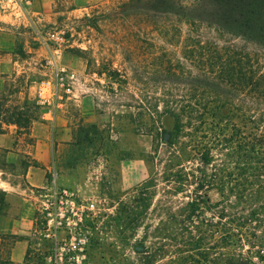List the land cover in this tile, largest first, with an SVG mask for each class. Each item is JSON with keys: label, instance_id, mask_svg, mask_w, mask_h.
Returning <instances> with one entry per match:
<instances>
[{"label": "rangeland", "instance_id": "374dc122", "mask_svg": "<svg viewBox=\"0 0 264 264\" xmlns=\"http://www.w3.org/2000/svg\"><path fill=\"white\" fill-rule=\"evenodd\" d=\"M29 1L36 31L0 4V32L16 36L15 52L25 56V43L40 51L32 75L8 82L0 97L3 120L18 114L31 120L16 128L14 154L0 148V264H141L139 240L171 209L180 210L194 189L178 192L179 182L167 180L164 138L174 127L167 109L188 112L190 105L196 118L201 105L227 101L241 130L264 133V97L218 86L222 71L234 68L260 76L264 87V47L209 22L215 0H54L48 11ZM57 29L66 40L57 60L74 78L71 93L59 92L56 116L54 103L17 91L26 79L36 85L50 79L40 36ZM180 141L194 146L188 137ZM197 163L181 160L173 172ZM33 167L40 183L30 186ZM8 192L14 194L9 201ZM139 194L152 202L134 232ZM207 197L212 203L218 194L212 188ZM48 211L59 213L57 223L54 214L48 224ZM10 226L19 233L8 232Z\"/></svg>", "mask_w": 264, "mask_h": 264}, {"label": "trees", "instance_id": "16d2710c", "mask_svg": "<svg viewBox=\"0 0 264 264\" xmlns=\"http://www.w3.org/2000/svg\"><path fill=\"white\" fill-rule=\"evenodd\" d=\"M212 6L206 13L211 16L209 22L264 47V0H215ZM180 15L190 18L189 13ZM221 74L218 86H238L264 97V87L258 82L260 76L256 78L251 72L247 76L234 68ZM185 108L188 112L178 107L166 111L174 120L168 139L164 138L170 163L166 177L179 182L178 192L185 191L186 186L194 189L180 210L171 209L152 231L144 233L138 243L141 250L135 248V253L141 256L139 261L264 264V133L248 134L241 130L233 121L234 105L227 101L201 105L194 109L198 113L196 118L191 117L190 105ZM248 119L256 126L259 124L254 116ZM3 121L22 130L31 120L18 114ZM1 126L0 123V132ZM182 136L188 137L194 146L180 141ZM181 160L198 161L196 169L174 173V166H180ZM212 188L218 199L210 203L207 193ZM142 195L134 198V232L143 226L152 202V196L142 198ZM144 242H149L152 250H147Z\"/></svg>", "mask_w": 264, "mask_h": 264}, {"label": "crops", "instance_id": "0c3cea01", "mask_svg": "<svg viewBox=\"0 0 264 264\" xmlns=\"http://www.w3.org/2000/svg\"><path fill=\"white\" fill-rule=\"evenodd\" d=\"M53 2L54 0H32L34 9L44 11L50 10ZM6 35L8 36V38L5 39L3 37L5 36V33L0 32V97L3 96L4 93H6L8 82L16 81V79H18L21 74H24V72H26V74H28L29 76L32 75L29 71L36 68L32 63L34 59H36L37 54L40 52L38 49H35L25 43V46L23 48L25 51V56L20 57L14 49L16 44V36L10 33H6ZM13 86L16 87V85ZM36 86L37 85L35 84V82H31V79L30 82L29 79H26L24 88H21L23 90H18L17 93L24 94V96L29 100H35V98L37 97ZM59 106L60 104L57 101L54 104V107L56 108V116ZM0 123L2 125V131L0 132V148L7 150L9 154H14L13 150L16 140V136L14 135L17 126L5 123L1 115ZM37 132V127L35 126L33 135H37ZM39 145L40 144L38 142L36 146L39 147ZM34 158H38V156L35 155ZM36 169L37 168L33 167V170L30 168L27 172L26 178L28 179L30 186H34V184L40 183L39 179L35 178L37 174ZM34 180L36 181L34 182ZM7 196L9 201L14 197V194L8 192ZM7 231L11 234L19 233V229L15 226H10ZM21 247H23V245L21 244V242H19L16 245V248H18V250L20 251ZM20 258L21 255L19 253L17 257L18 261L20 260Z\"/></svg>", "mask_w": 264, "mask_h": 264}, {"label": "built area", "instance_id": "2783aa9c", "mask_svg": "<svg viewBox=\"0 0 264 264\" xmlns=\"http://www.w3.org/2000/svg\"><path fill=\"white\" fill-rule=\"evenodd\" d=\"M0 4L17 21L36 31L37 20L31 12L29 0H0ZM47 35V38L43 36H40V38L45 40L46 43V52L43 60L45 62L44 66L49 72L50 79L36 82L39 88L37 94L41 101L44 100L45 102L48 100L49 103L52 102L55 104L57 102V99L59 98V92L61 90L67 94L71 93L72 86L70 81L74 78V73H72L69 69L61 67L57 60L61 47L66 42L62 30H53V32H50ZM48 92L50 93L51 99L49 97H47L46 99L44 98ZM54 214H57L55 220L57 223V216L59 215V213L48 211V224H50V222L54 220ZM54 226L55 225H53V227ZM55 227L54 228L57 230L58 228H60V225L56 224Z\"/></svg>", "mask_w": 264, "mask_h": 264}, {"label": "water", "instance_id": "95a60500", "mask_svg": "<svg viewBox=\"0 0 264 264\" xmlns=\"http://www.w3.org/2000/svg\"><path fill=\"white\" fill-rule=\"evenodd\" d=\"M166 138H168V135L166 136Z\"/></svg>", "mask_w": 264, "mask_h": 264}]
</instances>
